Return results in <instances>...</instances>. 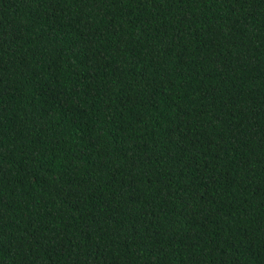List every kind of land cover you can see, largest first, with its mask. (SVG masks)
I'll list each match as a JSON object with an SVG mask.
<instances>
[{"label":"trees","instance_id":"1","mask_svg":"<svg viewBox=\"0 0 264 264\" xmlns=\"http://www.w3.org/2000/svg\"><path fill=\"white\" fill-rule=\"evenodd\" d=\"M0 264H264V0H0Z\"/></svg>","mask_w":264,"mask_h":264}]
</instances>
